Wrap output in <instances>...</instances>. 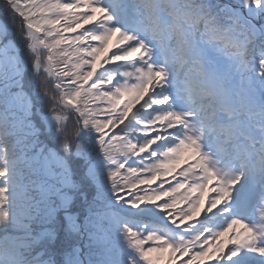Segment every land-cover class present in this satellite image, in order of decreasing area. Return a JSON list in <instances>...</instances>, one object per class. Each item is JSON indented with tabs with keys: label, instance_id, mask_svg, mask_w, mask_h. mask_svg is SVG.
Here are the masks:
<instances>
[{
	"label": "snow or ice",
	"instance_id": "obj_1",
	"mask_svg": "<svg viewBox=\"0 0 264 264\" xmlns=\"http://www.w3.org/2000/svg\"><path fill=\"white\" fill-rule=\"evenodd\" d=\"M0 264H264V0H0Z\"/></svg>",
	"mask_w": 264,
	"mask_h": 264
}]
</instances>
